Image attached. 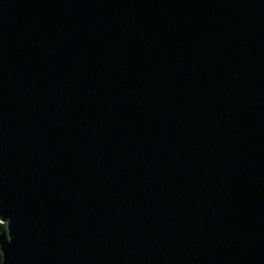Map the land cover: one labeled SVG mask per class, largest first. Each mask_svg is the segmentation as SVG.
Instances as JSON below:
<instances>
[{
  "label": "water",
  "instance_id": "1",
  "mask_svg": "<svg viewBox=\"0 0 264 264\" xmlns=\"http://www.w3.org/2000/svg\"><path fill=\"white\" fill-rule=\"evenodd\" d=\"M3 264H264V0H0Z\"/></svg>",
  "mask_w": 264,
  "mask_h": 264
},
{
  "label": "snow or ice",
  "instance_id": "2",
  "mask_svg": "<svg viewBox=\"0 0 264 264\" xmlns=\"http://www.w3.org/2000/svg\"><path fill=\"white\" fill-rule=\"evenodd\" d=\"M7 217H0V220H5ZM5 227V224L0 226V228H4ZM0 264H3L2 262V258H0Z\"/></svg>",
  "mask_w": 264,
  "mask_h": 264
},
{
  "label": "trees",
  "instance_id": "3",
  "mask_svg": "<svg viewBox=\"0 0 264 264\" xmlns=\"http://www.w3.org/2000/svg\"><path fill=\"white\" fill-rule=\"evenodd\" d=\"M5 223H1L0 222V226H2V225H4ZM5 230V227L4 228H0V231H4ZM0 258H2V256H1V252H0Z\"/></svg>",
  "mask_w": 264,
  "mask_h": 264
}]
</instances>
